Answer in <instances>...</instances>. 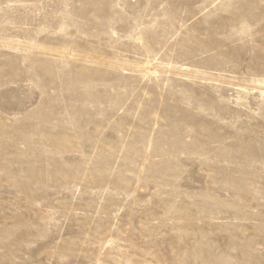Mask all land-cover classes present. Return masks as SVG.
Here are the masks:
<instances>
[{
	"label": "rangeland",
	"instance_id": "374dc122",
	"mask_svg": "<svg viewBox=\"0 0 264 264\" xmlns=\"http://www.w3.org/2000/svg\"><path fill=\"white\" fill-rule=\"evenodd\" d=\"M0 264H264V0H0Z\"/></svg>",
	"mask_w": 264,
	"mask_h": 264
}]
</instances>
